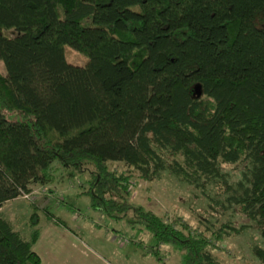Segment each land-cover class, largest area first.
Listing matches in <instances>:
<instances>
[{
    "label": "trees",
    "instance_id": "16d2710c",
    "mask_svg": "<svg viewBox=\"0 0 264 264\" xmlns=\"http://www.w3.org/2000/svg\"><path fill=\"white\" fill-rule=\"evenodd\" d=\"M261 16L264 0H0V209L50 183L57 161L71 177L90 165L93 210L126 216L181 264H221L224 229L178 228L133 203L131 175L108 168L120 161L146 180L220 189L264 239ZM66 45L86 64L67 62ZM225 165L243 167L238 194ZM38 234L24 239L0 211V264H41ZM253 254L264 263V249Z\"/></svg>",
    "mask_w": 264,
    "mask_h": 264
},
{
    "label": "rangeland",
    "instance_id": "374dc122",
    "mask_svg": "<svg viewBox=\"0 0 264 264\" xmlns=\"http://www.w3.org/2000/svg\"><path fill=\"white\" fill-rule=\"evenodd\" d=\"M256 25L264 26V17H257ZM6 33L13 36L18 30L12 28ZM64 57L75 65L82 66L88 61L86 55L67 45ZM0 72L5 73L1 60ZM4 115L9 120L26 121L21 112H4ZM84 167L83 173L71 177L57 161L50 183L31 184L29 193H25L28 195L7 201L0 209L24 239L38 230L32 248L41 264H181V251L171 245L156 246L145 229L130 227L126 216L114 219L93 210L89 198L82 193L93 168ZM222 167L229 174L231 193L238 194L243 167ZM108 168L131 175L133 203L141 204L176 227L185 223L191 228L207 229L206 234L224 229L226 233L212 250L221 264H264L253 254L255 246L264 249L260 227L237 206L229 204L227 194L220 189L210 187L203 194L166 172L146 180L120 161H109ZM153 248L165 253L162 259L151 253Z\"/></svg>",
    "mask_w": 264,
    "mask_h": 264
},
{
    "label": "built area",
    "instance_id": "2783aa9c",
    "mask_svg": "<svg viewBox=\"0 0 264 264\" xmlns=\"http://www.w3.org/2000/svg\"><path fill=\"white\" fill-rule=\"evenodd\" d=\"M22 195L26 196V195H28V194L22 193Z\"/></svg>",
    "mask_w": 264,
    "mask_h": 264
},
{
    "label": "crops",
    "instance_id": "0c3cea01",
    "mask_svg": "<svg viewBox=\"0 0 264 264\" xmlns=\"http://www.w3.org/2000/svg\"><path fill=\"white\" fill-rule=\"evenodd\" d=\"M10 201V200H9Z\"/></svg>",
    "mask_w": 264,
    "mask_h": 264
}]
</instances>
